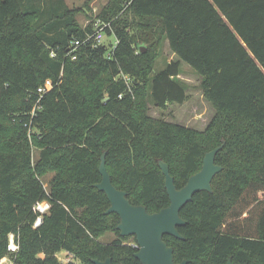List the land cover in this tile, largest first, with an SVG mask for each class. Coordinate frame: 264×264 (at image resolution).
I'll list each match as a JSON object with an SVG mask.
<instances>
[{
    "label": "trees",
    "instance_id": "1",
    "mask_svg": "<svg viewBox=\"0 0 264 264\" xmlns=\"http://www.w3.org/2000/svg\"><path fill=\"white\" fill-rule=\"evenodd\" d=\"M76 12L64 0H0V260L19 234L15 264H62L63 251L81 264H141L128 243L136 238L121 237L120 217L105 214L110 202L94 187L102 155L115 187L152 214L170 205L159 161L181 189L224 144L213 192L181 211L184 240H164L177 263L264 264V0H110L86 28ZM97 20L111 23L116 49L68 55ZM166 41L177 60L152 77ZM183 62L215 111L204 131L149 114L150 103L188 101ZM48 79L55 87L32 117ZM44 201L51 209L35 228ZM109 232L119 239L100 242Z\"/></svg>",
    "mask_w": 264,
    "mask_h": 264
},
{
    "label": "water",
    "instance_id": "2",
    "mask_svg": "<svg viewBox=\"0 0 264 264\" xmlns=\"http://www.w3.org/2000/svg\"><path fill=\"white\" fill-rule=\"evenodd\" d=\"M145 49L146 47L143 46L142 50ZM223 147L224 144L208 152L205 155L202 169L191 176L181 189L177 188L168 164L159 161V167L165 176V187L170 205L152 214L144 206L133 205L128 199V193L115 187L106 167V153L102 155L99 168L102 180L94 187L105 193L110 202V207L105 214H117L120 217L117 230L121 237L136 238L138 252L135 258L141 264H188L186 260L181 263L175 262L174 249L167 244L164 237L172 236L184 240L179 228L185 226L187 222L181 217V211L193 201L197 193L213 192L212 182L223 171V167L216 164V156ZM92 262L113 264L111 258L105 261L93 259ZM228 264H232V260H229Z\"/></svg>",
    "mask_w": 264,
    "mask_h": 264
},
{
    "label": "rangeland",
    "instance_id": "3",
    "mask_svg": "<svg viewBox=\"0 0 264 264\" xmlns=\"http://www.w3.org/2000/svg\"><path fill=\"white\" fill-rule=\"evenodd\" d=\"M38 1L43 3V0ZM64 1L70 9L77 11L75 14L77 24L81 28H86L97 16L103 12V10L108 6L110 0ZM115 42L116 38L114 36H108L107 34L105 35L104 43L108 45V47ZM163 51V54H161L157 61L152 77L162 71L166 67L167 63L171 61L173 55L170 49L165 47V50L163 48ZM181 68L183 73L181 78L182 80L188 82V101L183 105H169L163 110L150 103L149 114L154 119L162 118L168 122H174L189 128L204 131L207 128L208 123L211 122L214 115L213 107L205 100L204 95L199 87L200 78L194 72V70L184 62L182 63ZM38 153L39 151L35 149L33 152V162H35L38 158ZM53 177L54 173H48V175L42 178V181L47 189L49 188V183ZM118 239L119 238L116 233L109 232L103 235L99 241L109 244ZM128 243L137 246V243L134 241V239H130ZM57 257L62 264H81V262L76 259L73 254H70L66 251L58 253Z\"/></svg>",
    "mask_w": 264,
    "mask_h": 264
},
{
    "label": "built area",
    "instance_id": "4",
    "mask_svg": "<svg viewBox=\"0 0 264 264\" xmlns=\"http://www.w3.org/2000/svg\"><path fill=\"white\" fill-rule=\"evenodd\" d=\"M112 30L110 22H103L101 20H97L93 24V32L88 33L84 40H75L71 43V50L68 55H72L76 52L77 49L80 47L91 46L92 48H98L102 46L105 40V35L107 34V30ZM116 38V37H115ZM119 41L116 38V42L111 44L110 49L114 51L118 45ZM129 79V78H125ZM130 80V79H129ZM55 87V83L53 80L48 79L45 81L43 85H41L36 92V102L35 108L31 113V116L36 115V110L40 108L41 102L46 95L47 92L51 91ZM31 123V122H30ZM25 127L29 129V135L33 134V129L31 128V124H25ZM51 209V203L48 201L39 202L35 205L34 211L38 214L37 220L34 224V227L37 228L42 224L43 217L48 214ZM20 251V236L19 234H10L8 238V245H7V255L0 260V264H15L14 257Z\"/></svg>",
    "mask_w": 264,
    "mask_h": 264
},
{
    "label": "crops",
    "instance_id": "5",
    "mask_svg": "<svg viewBox=\"0 0 264 264\" xmlns=\"http://www.w3.org/2000/svg\"><path fill=\"white\" fill-rule=\"evenodd\" d=\"M165 47L167 48H169V43H168V41H166L165 42ZM165 47H164V50H165ZM170 49V48H169ZM164 52V51H163ZM172 53V52H171ZM172 58H171V61H173V60H177V57H176V55L174 54V53H172ZM176 58V59H175ZM171 61H169L168 63H170ZM185 69H187V68H185ZM189 69V68H188ZM183 74V73H182ZM182 75L180 76V80H182ZM199 78H200V83H201V77L200 76H198ZM187 86H188V82H186L185 80H182ZM200 85V84H199ZM206 100V99H205ZM207 101V100H206ZM208 102V101H207ZM209 103V102H208ZM210 104V103H209ZM211 105V104H210ZM212 106V105H211ZM213 110H214V108H213ZM214 114H215V111H214ZM214 116V115H213ZM213 118V117H212ZM209 124V123H208Z\"/></svg>",
    "mask_w": 264,
    "mask_h": 264
}]
</instances>
